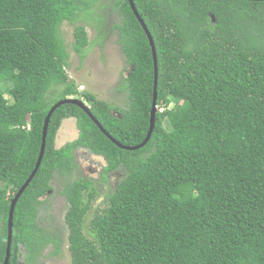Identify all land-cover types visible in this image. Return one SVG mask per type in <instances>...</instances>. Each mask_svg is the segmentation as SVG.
<instances>
[{
	"label": "trees",
	"instance_id": "1",
	"mask_svg": "<svg viewBox=\"0 0 264 264\" xmlns=\"http://www.w3.org/2000/svg\"><path fill=\"white\" fill-rule=\"evenodd\" d=\"M99 1L0 0V264L10 202L34 168L57 101L85 100L121 144L146 136L154 65L129 0L109 4L128 68L127 106L79 91L67 74L60 27L73 25L71 47L82 61L91 44L84 23L101 29L98 38L107 31L94 12ZM132 1L157 59L150 138L120 148L79 106L59 105L40 165L14 207L8 264H37L48 244L58 252V227L42 226L39 209L54 174L74 168L78 148L104 157L103 175L121 169L122 176L104 208L93 209L98 190L85 176L62 188L71 264H264V0ZM67 118L77 137L56 147Z\"/></svg>",
	"mask_w": 264,
	"mask_h": 264
},
{
	"label": "rangeland",
	"instance_id": "2",
	"mask_svg": "<svg viewBox=\"0 0 264 264\" xmlns=\"http://www.w3.org/2000/svg\"><path fill=\"white\" fill-rule=\"evenodd\" d=\"M112 0H100L94 7L95 14L105 17L104 28L106 33L100 38L92 22L84 23L91 44L86 49L85 58L80 61L78 54L71 47L73 41V25L64 22L60 27L61 35L65 41L69 53L67 74L77 84L79 91H90L96 99L103 100L111 106L126 107L128 104L127 93L122 89L128 75L125 57L118 43V35L111 27L112 21L116 20V14L110 10L109 4ZM100 5H104L102 9ZM82 22V21H81ZM108 22H111L110 24ZM57 96L54 97L56 99ZM85 104L87 102L83 100ZM78 129L74 118H67L62 124L55 138V146L60 147L66 142L77 137ZM74 168L66 175L54 174L51 180L52 189L49 194L42 197L44 202L39 210V223L48 226L52 223L58 227L61 245L57 253H53V245L48 244L38 256L37 264H71L68 251L67 229L64 222V214L67 209V201L61 193L67 182L79 176H85L94 182L98 190L97 197L92 201V207L104 208L106 202L104 197L114 190L117 178L122 176V170L103 175L105 159L101 155L94 154L87 149L75 150ZM94 211V210H93Z\"/></svg>",
	"mask_w": 264,
	"mask_h": 264
},
{
	"label": "water",
	"instance_id": "3",
	"mask_svg": "<svg viewBox=\"0 0 264 264\" xmlns=\"http://www.w3.org/2000/svg\"><path fill=\"white\" fill-rule=\"evenodd\" d=\"M130 3V7L134 13V15L136 16V18L138 19L139 23L141 24V26L143 27L145 33L147 34V37L149 39V43H150V47H151V52H152V57H153V65H154V82H153V97H152V102H151V109H150V117H149V128L147 130L146 136L144 137V139L137 145H133V146H129V145H124L121 144L120 142H118L117 140H115L113 137H111L103 128L102 126L98 123V121L95 119V117L91 114V112L89 111L88 106L84 103V101L80 98H65V99H61L59 101H57L48 111L45 119H44V123H43V127H42V137H41V144H40V150L38 153V157L36 160V163L34 165V168L32 169L31 173L29 174V176L27 177V179L24 181V183L19 187V189L17 190V192L14 194L11 202H10V207H9V212H8V219H7V243H6V251H5V257H4V262L3 264H8L9 262V256H10V245H11V236H12V217H13V212H14V207L15 204L19 198V196L21 195V193L23 192V190L28 186L29 182L32 180V178L34 177L41 159L43 157L44 154V148H45V142H46V134H47V126L50 120V116L52 114V112L61 104L63 103H71V104H75L77 106H79L81 109H83V111H85L89 117H91V119L94 121V123H96V125L101 129V131L114 143L116 144L118 147L120 148H124V149H128V150H134V149H138L142 146L145 145V143L148 141V139L150 138V135L154 129V124H155V114L157 111V76H158V70H157V59H156V52H155V48L153 46V42L150 36V33L148 32L147 27L144 24L143 19L140 17V15L138 14V11L136 10L134 3L132 0H129ZM211 18H213V15H211ZM50 192V191H48Z\"/></svg>",
	"mask_w": 264,
	"mask_h": 264
},
{
	"label": "flooded vegetation",
	"instance_id": "4",
	"mask_svg": "<svg viewBox=\"0 0 264 264\" xmlns=\"http://www.w3.org/2000/svg\"><path fill=\"white\" fill-rule=\"evenodd\" d=\"M48 191H51V190H48ZM49 193H50V192H47V194H49ZM47 194H46V195H47ZM62 194H63V193H62ZM63 195H64V194H63ZM39 210H40V209H39Z\"/></svg>",
	"mask_w": 264,
	"mask_h": 264
},
{
	"label": "clouds",
	"instance_id": "5",
	"mask_svg": "<svg viewBox=\"0 0 264 264\" xmlns=\"http://www.w3.org/2000/svg\"><path fill=\"white\" fill-rule=\"evenodd\" d=\"M83 100V99H82ZM85 103V102H84ZM87 105V104H86ZM88 106V105H87Z\"/></svg>",
	"mask_w": 264,
	"mask_h": 264
}]
</instances>
